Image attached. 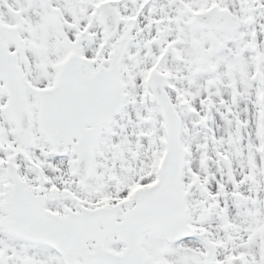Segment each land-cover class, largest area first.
<instances>
[{"label":"snow or ice","instance_id":"6c2138e0","mask_svg":"<svg viewBox=\"0 0 264 264\" xmlns=\"http://www.w3.org/2000/svg\"><path fill=\"white\" fill-rule=\"evenodd\" d=\"M0 264H264V0H0Z\"/></svg>","mask_w":264,"mask_h":264}]
</instances>
